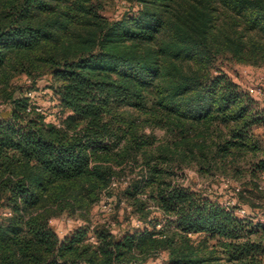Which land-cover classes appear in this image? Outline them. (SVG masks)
Wrapping results in <instances>:
<instances>
[{
	"label": "trees",
	"instance_id": "trees-1",
	"mask_svg": "<svg viewBox=\"0 0 264 264\" xmlns=\"http://www.w3.org/2000/svg\"><path fill=\"white\" fill-rule=\"evenodd\" d=\"M106 1L0 0L1 79L46 72L59 101V124L28 91L8 94L0 115V264H154L162 250L159 264H264V217L173 180L137 122L176 131L210 165L252 153L249 170L264 175L252 131L264 108L219 65L264 64V0H120L129 9L114 19ZM129 159L140 176L123 194L141 225L117 235L78 224L59 236L56 208L87 207Z\"/></svg>",
	"mask_w": 264,
	"mask_h": 264
},
{
	"label": "rangeland",
	"instance_id": "rangeland-1",
	"mask_svg": "<svg viewBox=\"0 0 264 264\" xmlns=\"http://www.w3.org/2000/svg\"><path fill=\"white\" fill-rule=\"evenodd\" d=\"M127 9L129 6L120 0H107L103 6L102 14L109 19H114ZM219 65L234 81L249 88L257 98L256 106L258 108H264V64L251 65L236 61H224L219 62ZM50 83V76L46 72L33 76L13 73L7 83L3 82L0 77V101H3L0 104V115L7 116L10 112L8 94L15 98L31 91V101L45 109L47 118L54 121V112L59 109V101L50 88ZM260 88L262 92H257ZM136 115V113L133 114V116ZM137 122L141 133H149L155 137L153 150L163 153L170 159L174 172L173 180L205 191L221 202L234 198L238 205L246 208L248 212L264 217V191H262L263 193L256 191L255 185H253V183L264 185V175L255 176L249 170L248 164L254 157L252 153L238 156L235 163L233 159L229 160L230 162H214L210 165L207 162L210 158L207 160L196 155L194 152L198 153L197 150L191 149L187 144L181 145L180 137L176 131L147 124L143 121L142 116ZM252 131L260 143L264 141V126L255 127ZM213 137L215 138V134ZM167 149H171L173 152L170 153ZM127 161L129 162L123 166H115L118 173L114 175L116 178H114L113 185L107 191L102 190L96 200L90 202L87 207L73 209L63 203L56 208L51 225L59 236L78 224L89 225L91 229L104 226L117 235L141 225L137 217L132 215L129 203L123 194L125 186L140 176V162L138 164L130 162L133 161L132 159ZM137 161H141L140 157ZM236 186L247 191L249 196L242 199L236 196L234 194ZM141 196L145 198L144 195ZM104 201L110 203V210H105L102 207ZM150 208L153 215L159 214L154 204L151 203ZM199 242V238L195 239V246ZM207 246L206 252L211 249L212 243H208ZM216 249V255L223 257L221 248ZM157 255L154 264L165 260L168 253L162 250Z\"/></svg>",
	"mask_w": 264,
	"mask_h": 264
},
{
	"label": "built area",
	"instance_id": "built-area-1",
	"mask_svg": "<svg viewBox=\"0 0 264 264\" xmlns=\"http://www.w3.org/2000/svg\"><path fill=\"white\" fill-rule=\"evenodd\" d=\"M258 90H259V89H258ZM257 92H259V91H257ZM27 96L30 97V98H32V92H31V91H28V92H27ZM28 110H30V108H28ZM35 110H36L37 112H40V113H43V112L45 111V109H43V108H42L41 106H39V105H36ZM54 122H55L56 124H59V118H55ZM261 188L264 190V185H262ZM235 202H236V201L234 200V198H232V199H228V200L224 201V205L227 206V207H229V206H233V205H235ZM110 206H111L110 203L107 202V201H104V203H103V205H102V207H103L105 210H110V209H111ZM236 212H237L239 215H242V216L247 214V210H246L244 207H242V206H239V207L236 209ZM158 226H159V225H158Z\"/></svg>",
	"mask_w": 264,
	"mask_h": 264
}]
</instances>
